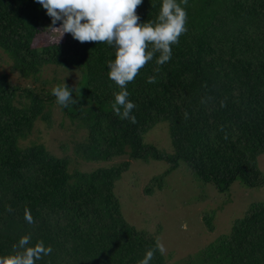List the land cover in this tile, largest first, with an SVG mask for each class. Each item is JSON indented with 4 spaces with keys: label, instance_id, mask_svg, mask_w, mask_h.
Wrapping results in <instances>:
<instances>
[{
    "label": "trees",
    "instance_id": "obj_1",
    "mask_svg": "<svg viewBox=\"0 0 264 264\" xmlns=\"http://www.w3.org/2000/svg\"><path fill=\"white\" fill-rule=\"evenodd\" d=\"M161 7L162 0H143L137 8L139 22H157ZM185 10L188 31L172 46L171 60L158 65L156 53L127 85L136 105L135 124L113 113L114 93L120 91L108 76L113 46L80 43L67 33L58 43L32 46L39 23L53 26L36 0H0V49L12 70L33 80L46 65L81 70L82 89L69 88L76 103L58 104L87 132L80 150L83 160L127 155L130 160L162 161L166 169L159 188L162 177L180 163L217 192L237 179L250 188L261 187L264 174L256 159L264 153V0H188ZM153 75L156 82L148 83ZM16 92L27 102L15 105ZM51 99L57 100L31 87L11 86L0 74V257L13 254L20 238L31 235L29 246L42 240L52 248L36 264H138L156 241L136 231L120 213L112 186L127 162L91 173L68 172L65 159L43 146L17 145L36 118L47 120L43 107ZM160 121L168 127V151L145 142ZM26 208L32 224L25 220ZM212 219L213 213H203L207 229ZM190 261L264 264V200L249 203L227 234ZM150 264H165L158 251Z\"/></svg>",
    "mask_w": 264,
    "mask_h": 264
},
{
    "label": "rangeland",
    "instance_id": "obj_2",
    "mask_svg": "<svg viewBox=\"0 0 264 264\" xmlns=\"http://www.w3.org/2000/svg\"><path fill=\"white\" fill-rule=\"evenodd\" d=\"M60 26L39 23L32 46L40 48L60 42L63 36L60 38L59 32L49 29ZM10 65L0 49V74L7 77L11 86L31 87L38 95H53V87L63 83L73 91L83 87L81 70L75 66H42L33 80L31 76H22L12 70ZM23 102H27V98L24 94H17L14 104L21 106ZM43 113L47 120L36 118L30 132L18 139L17 145L43 146L50 155L65 159L68 172L91 173L98 168L127 162V169L112 186L120 213L136 231L153 236L156 243L160 241L165 245L166 252L161 254L165 264H198L190 261L192 255L217 236L227 234L231 223L243 214L249 203L264 200V185L250 188L237 179L225 192H217L183 163L162 177L159 188L160 175L166 169L162 161L130 160L127 155H116L105 161H85L80 150L86 145V130L74 118L64 114L55 99L44 104ZM169 139L167 124L160 121L148 131L145 142L168 151ZM256 166L264 174V153L257 157ZM154 176L157 178L152 179ZM145 189H151L149 195L145 194ZM203 213H213L211 229L206 228Z\"/></svg>",
    "mask_w": 264,
    "mask_h": 264
},
{
    "label": "clouds",
    "instance_id": "obj_3",
    "mask_svg": "<svg viewBox=\"0 0 264 264\" xmlns=\"http://www.w3.org/2000/svg\"><path fill=\"white\" fill-rule=\"evenodd\" d=\"M46 10L52 25L61 22L60 27H51L54 32L71 34L80 43H106L115 48V58L107 62L109 79L115 82L120 91L114 93L113 113L124 120L136 123L132 115L136 105L129 100L127 85L134 81L140 70L160 53L156 63L163 65L172 57V46L186 34L188 0H162L157 22L140 23L137 8L143 0H36ZM181 4L184 7H181ZM156 72L159 71L157 68ZM155 83L156 76L148 78ZM53 96L57 103L67 107L76 103L72 99V90L65 83L53 87ZM187 118V114H185ZM8 211H12L11 208ZM25 220L34 223L30 209H25ZM31 235L20 238L13 246V254L0 257V264H36L43 256L50 255L51 246L45 247L42 240L35 246H29ZM164 254L165 245L157 241L154 248L146 251L138 264H150L156 252Z\"/></svg>",
    "mask_w": 264,
    "mask_h": 264
}]
</instances>
